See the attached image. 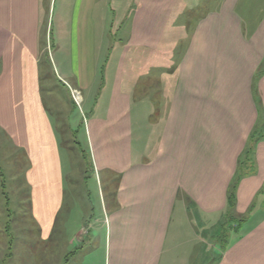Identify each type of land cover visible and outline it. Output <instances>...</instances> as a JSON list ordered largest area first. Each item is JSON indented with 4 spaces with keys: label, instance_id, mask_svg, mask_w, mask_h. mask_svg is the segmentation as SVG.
<instances>
[{
    "label": "crops",
    "instance_id": "crops-1",
    "mask_svg": "<svg viewBox=\"0 0 264 264\" xmlns=\"http://www.w3.org/2000/svg\"><path fill=\"white\" fill-rule=\"evenodd\" d=\"M49 71L87 106L96 186L114 183L98 221L70 212ZM0 130L40 236L73 248L55 264H209V236L210 264H264V0H0ZM249 145L234 211L254 219L225 231Z\"/></svg>",
    "mask_w": 264,
    "mask_h": 264
},
{
    "label": "rangeland",
    "instance_id": "rangeland-1",
    "mask_svg": "<svg viewBox=\"0 0 264 264\" xmlns=\"http://www.w3.org/2000/svg\"><path fill=\"white\" fill-rule=\"evenodd\" d=\"M117 17L118 12L115 18ZM49 73L47 80L41 82V91L43 101L51 112L53 123L62 124L58 125L57 135L63 171L69 185L66 189L77 197L73 209L71 202L70 212L72 210V216L75 217L82 212L86 220L98 221L101 217L100 197L104 195L106 206H110L114 183L109 185L103 183L100 189L96 186L95 180L98 175L93 170L85 137L87 106L76 101H74L76 105L72 104L67 88L60 85L50 71ZM50 85H55V90H51ZM75 98H78L77 92ZM57 111L59 113L56 115ZM27 168V159L23 150L16 147L0 130V264H55L57 258L60 261V258L73 248L66 243L67 250L64 252V237L61 240V236L56 234L50 242L44 241L40 236L38 225L31 215L29 188L25 183ZM241 215L248 218V212ZM253 219V217L246 219L241 231L249 227ZM235 222L228 223L224 220L225 229ZM221 229L223 224L218 226L219 238ZM100 234L103 233L100 232ZM57 237L61 241L58 242ZM96 241L99 242L100 239ZM218 248L215 238L212 240L209 236V264L219 255Z\"/></svg>",
    "mask_w": 264,
    "mask_h": 264
},
{
    "label": "trees",
    "instance_id": "trees-1",
    "mask_svg": "<svg viewBox=\"0 0 264 264\" xmlns=\"http://www.w3.org/2000/svg\"><path fill=\"white\" fill-rule=\"evenodd\" d=\"M259 137V134L257 131L252 130L249 134V142L254 143L257 141ZM251 154H252V146L249 145L247 148L243 150V152L238 156L237 158V170L234 173V176L232 178V181L230 183V186L227 190V197H226V205H225V212H224V220L225 222L227 221L228 223L235 222L234 224L230 225L232 228H237L240 227L243 222L246 220L245 215H237L235 214L234 208H235V192H236V187L238 182L242 177L247 175L249 172V163L251 161ZM264 192V187L261 190V193ZM254 205V204H253ZM251 205V208L252 206ZM250 210V208H249ZM238 229V228H237ZM227 229H225L226 231ZM225 232H222V234ZM221 234V235H222ZM225 237V235H222ZM219 236H218V241H219Z\"/></svg>",
    "mask_w": 264,
    "mask_h": 264
}]
</instances>
